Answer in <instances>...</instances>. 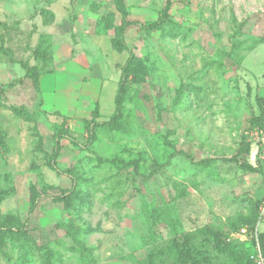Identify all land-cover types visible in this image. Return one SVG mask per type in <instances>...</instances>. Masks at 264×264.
<instances>
[{
    "label": "rangeland",
    "instance_id": "obj_1",
    "mask_svg": "<svg viewBox=\"0 0 264 264\" xmlns=\"http://www.w3.org/2000/svg\"><path fill=\"white\" fill-rule=\"evenodd\" d=\"M165 1L0 0V216L26 231L0 239V264H175L174 238L200 264L246 258L230 235L264 202L251 137L264 0H171L147 30ZM129 21L119 50L115 27ZM48 42L55 59H34ZM130 53L146 77H128L107 124ZM23 65L40 69L39 87ZM60 126L74 142L51 161ZM62 190L66 210L52 200Z\"/></svg>",
    "mask_w": 264,
    "mask_h": 264
},
{
    "label": "trees",
    "instance_id": "obj_2",
    "mask_svg": "<svg viewBox=\"0 0 264 264\" xmlns=\"http://www.w3.org/2000/svg\"><path fill=\"white\" fill-rule=\"evenodd\" d=\"M171 8V0H166L165 4L161 10V13L158 19L150 23L146 26L147 30H156L159 25L163 23L167 17L168 12ZM108 17H111V14H108L105 19L108 20ZM130 24H135V22L129 21L123 23L120 27H115V38L112 40L113 47L122 50L125 49L124 43L122 42V34L124 31V27ZM33 57L36 60H42L45 63L46 61H52L53 55L50 50V43L42 46L38 44V46L33 51ZM49 61V62H50ZM25 76L32 79V83L35 87H39V77L42 74L40 69L34 66L23 65ZM132 75L134 76L136 81H143L146 77V68L143 64V61L136 57L134 54L130 53L129 56L124 61L123 65L120 68L117 88L114 95V111L110 116L109 120L106 122L107 124H116L120 117V108L126 93V84L128 77ZM255 100L258 106L261 108V114L254 119L256 121V125L263 126L264 125V98L261 96H255ZM94 114L97 113V108L93 111ZM66 117V116H65ZM61 139H68L70 142H74L73 136L62 126L55 132L53 136V147L51 153L49 154V159L53 161L60 153L61 150ZM241 151V149H240ZM178 153H183L182 151H177ZM174 153V152H173ZM251 171H255L253 167L248 165ZM1 192V190H0ZM72 193V192H71ZM69 196L71 197L70 190H62L60 194L52 197L53 202L56 204H61L62 209H69ZM2 199V195L0 194V202ZM259 202H254V204L250 207L247 213L242 217L244 219V223H250L249 227L254 226L258 218V206ZM34 210V203L32 202L29 206L28 213L30 214ZM5 235H12L16 239L20 237L21 241L26 237V231L24 229V222L20 220V218L13 214H7L1 218L0 216V239L2 240ZM259 241L262 249V253L264 254V230L259 233ZM175 246V264H200L201 260L196 259L192 253L191 249L188 246L187 240H181L180 238L173 239ZM232 245H236V242H232ZM24 245V243H22ZM238 245V244H237ZM248 251L245 257H237L233 264H253L249 258L251 247L250 243H247ZM233 247V246H232Z\"/></svg>",
    "mask_w": 264,
    "mask_h": 264
},
{
    "label": "built area",
    "instance_id": "obj_3",
    "mask_svg": "<svg viewBox=\"0 0 264 264\" xmlns=\"http://www.w3.org/2000/svg\"><path fill=\"white\" fill-rule=\"evenodd\" d=\"M253 160L264 162V125L253 128L252 134ZM264 224V202L258 206V218L254 226L241 227L230 236L237 242L250 243L251 252L249 255L253 264H264V255L261 250L259 233ZM230 239V238H229Z\"/></svg>",
    "mask_w": 264,
    "mask_h": 264
},
{
    "label": "crops",
    "instance_id": "obj_4",
    "mask_svg": "<svg viewBox=\"0 0 264 264\" xmlns=\"http://www.w3.org/2000/svg\"><path fill=\"white\" fill-rule=\"evenodd\" d=\"M53 59H55V55L53 54ZM42 75V74H41ZM41 75L39 77V85H40V78H41ZM66 116V115H65ZM69 116V115H68Z\"/></svg>",
    "mask_w": 264,
    "mask_h": 264
}]
</instances>
